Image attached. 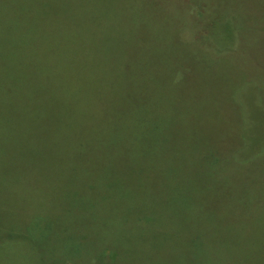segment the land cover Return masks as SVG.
Masks as SVG:
<instances>
[{
	"label": "rangeland",
	"instance_id": "1",
	"mask_svg": "<svg viewBox=\"0 0 264 264\" xmlns=\"http://www.w3.org/2000/svg\"><path fill=\"white\" fill-rule=\"evenodd\" d=\"M40 1L0 0V106H21L26 90L47 88L39 82L44 71L52 81L55 52L40 22L44 13L55 15L58 0ZM148 1L156 15L138 19L126 54L145 57L159 73L164 95L136 103L164 113V144L152 138L142 147L131 139L86 153L76 178L63 172L45 256L7 239L0 264H264V0ZM137 4L134 21L143 8ZM154 24L164 30L162 46L147 33ZM85 110L89 133L98 99ZM243 139L251 145L246 150V142L238 147ZM240 160L246 166L235 164ZM61 179L54 176L45 191ZM200 237L214 244L190 247Z\"/></svg>",
	"mask_w": 264,
	"mask_h": 264
},
{
	"label": "trees",
	"instance_id": "2",
	"mask_svg": "<svg viewBox=\"0 0 264 264\" xmlns=\"http://www.w3.org/2000/svg\"><path fill=\"white\" fill-rule=\"evenodd\" d=\"M146 1L58 0L55 15L47 18L44 13L41 35L51 42V51L55 52L52 81L44 71L39 82L49 83L47 88L26 90L21 106H0V156L10 157L8 162L0 158V198L2 194L6 198L5 202L0 201V217L6 216L0 220V231H5L0 247L7 239L22 240L28 243L30 252L37 254L36 258L45 256L42 250L47 251L50 234L55 230L49 219L50 209L59 208L57 199L66 176L63 172L75 171L76 178L78 168L87 164L86 153L115 150L121 143L129 144L131 139L136 140L133 144H140L138 146L152 138L164 144V113L152 112L136 103L140 97L164 95V90L157 86L159 73L147 64L145 57L126 54L130 46L134 47L130 37L137 31L138 19L145 17L142 15H156V7L150 1L147 7ZM136 2L143 8L134 21V16L139 15L137 6L140 8L139 4L134 8ZM40 3L45 4L43 0ZM52 19L54 25L49 27ZM148 21L146 17L138 29H145ZM46 29L53 30L52 34ZM146 30L150 38L162 46L163 28L154 24ZM219 31L224 38L228 36L227 30ZM119 35L125 40L123 45H120ZM139 41L143 42V38ZM136 45L144 51L142 43ZM226 48L232 50L230 45ZM217 52L222 53L223 49ZM90 56H94L93 61ZM96 98L98 116L93 130L86 133L85 108ZM119 118L125 120L118 121ZM48 136H53L52 142ZM250 136H257L256 131ZM242 142L247 143L244 150L251 146L243 139L238 147ZM235 164L243 167L247 162L240 160ZM211 166L216 165L206 164L207 168ZM57 175L62 179L48 194L44 188ZM263 181L261 179V183ZM261 189L264 190V186ZM260 208L264 212L263 202ZM210 244L214 242L200 237L191 239L190 247Z\"/></svg>",
	"mask_w": 264,
	"mask_h": 264
}]
</instances>
